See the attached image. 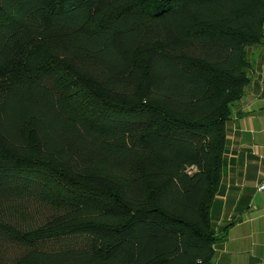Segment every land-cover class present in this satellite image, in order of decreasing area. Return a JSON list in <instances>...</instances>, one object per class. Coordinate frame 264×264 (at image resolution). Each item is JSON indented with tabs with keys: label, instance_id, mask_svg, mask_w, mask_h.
Instances as JSON below:
<instances>
[{
	"label": "trees",
	"instance_id": "1",
	"mask_svg": "<svg viewBox=\"0 0 264 264\" xmlns=\"http://www.w3.org/2000/svg\"><path fill=\"white\" fill-rule=\"evenodd\" d=\"M263 36L264 0H0V264H213Z\"/></svg>",
	"mask_w": 264,
	"mask_h": 264
},
{
	"label": "crops",
	"instance_id": "2",
	"mask_svg": "<svg viewBox=\"0 0 264 264\" xmlns=\"http://www.w3.org/2000/svg\"><path fill=\"white\" fill-rule=\"evenodd\" d=\"M249 83L227 122L223 178L212 205L213 264H264V36L249 48ZM223 235V236H222Z\"/></svg>",
	"mask_w": 264,
	"mask_h": 264
},
{
	"label": "built area",
	"instance_id": "3",
	"mask_svg": "<svg viewBox=\"0 0 264 264\" xmlns=\"http://www.w3.org/2000/svg\"><path fill=\"white\" fill-rule=\"evenodd\" d=\"M258 189L264 191V180L259 184Z\"/></svg>",
	"mask_w": 264,
	"mask_h": 264
}]
</instances>
